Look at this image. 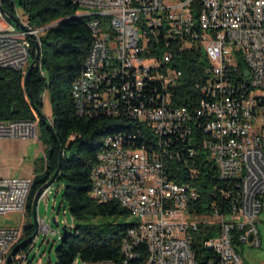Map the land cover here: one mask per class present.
Segmentation results:
<instances>
[{
    "label": "built area",
    "instance_id": "2783aa9c",
    "mask_svg": "<svg viewBox=\"0 0 264 264\" xmlns=\"http://www.w3.org/2000/svg\"><path fill=\"white\" fill-rule=\"evenodd\" d=\"M74 2L87 6L79 17L100 16L73 85L77 111L84 117L120 113L133 123L129 134L115 136L97 154L91 175L95 200L117 201L136 219L122 241V264H202L192 241L203 224L219 228L204 243L211 252L204 264H247L240 249L261 247L264 213V0ZM17 18L20 32L0 8V69L25 77L31 40L41 46L45 29L31 36L30 25ZM191 51L208 61L205 81L196 84L202 97L192 110L175 105L183 76L176 59ZM34 115L35 120L0 121V138L37 139L40 118ZM195 135H203V142H195ZM137 137L149 142L139 147ZM201 152L215 163L219 180L237 186L226 212L191 215L197 191L171 178L175 163L195 178ZM32 185V178H0V215L25 213ZM219 191L230 198L229 191ZM41 223L28 250L11 264H29L40 229L50 231ZM22 236L23 230L0 227V264H7Z\"/></svg>",
    "mask_w": 264,
    "mask_h": 264
},
{
    "label": "trees",
    "instance_id": "16d2710c",
    "mask_svg": "<svg viewBox=\"0 0 264 264\" xmlns=\"http://www.w3.org/2000/svg\"><path fill=\"white\" fill-rule=\"evenodd\" d=\"M1 4L8 14L20 16L33 28L45 29L40 37V60L27 85L21 73L0 69V121L35 120L34 111L37 115L42 113L43 93L48 91L51 98V127L39 120L47 165L33 179L26 213L31 215L37 191L59 170L55 182L64 185L62 197L70 215L86 223L77 225L72 233L67 231V235L61 237L56 249V264H74L78 258L82 262L122 264V241L131 225L107 222L106 218L127 219L130 214L117 201L101 203L95 200L91 196V175L105 139L111 135L129 134L133 123L127 117H120V113L114 117L102 113L84 117L77 111L73 85L83 71L93 41L88 19L78 16L81 8L74 0H1ZM36 44L31 40L32 60L36 55ZM175 66L183 72L175 105L192 110L202 97L196 84L205 81L204 70L208 61L202 52L191 51L182 53ZM146 142L149 139L137 137L135 140L139 147ZM195 142H203V135H195ZM184 145L187 147L188 144ZM195 160V178L190 177L189 168L172 164L175 168L171 178L178 183H190L199 195L191 204L189 213L206 215L214 208L228 211L237 186L219 180L218 169L208 153L201 152ZM221 188L230 192V198L224 199L219 191ZM35 232L34 225L25 226L19 243L28 240ZM218 233L216 225L205 224L194 232L192 249L202 264L211 255L204 243ZM30 244L19 253L26 252ZM140 254H146L144 247L140 248Z\"/></svg>",
    "mask_w": 264,
    "mask_h": 264
},
{
    "label": "rangeland",
    "instance_id": "374dc122",
    "mask_svg": "<svg viewBox=\"0 0 264 264\" xmlns=\"http://www.w3.org/2000/svg\"><path fill=\"white\" fill-rule=\"evenodd\" d=\"M22 15L21 10H19ZM87 14V10L80 9L79 14ZM88 19L86 16H81ZM13 27L20 32L22 28H19L15 23L9 21ZM39 29V28H37ZM25 79V77H23ZM43 94V108L42 113L52 123V105L51 98L48 91ZM39 116V115H38ZM40 118V117H39ZM52 125V124H51ZM42 130L39 126L38 140L40 144H43ZM44 145V144H43ZM45 146V145H44ZM46 148V147H45ZM10 162L11 167H17V139L0 138V172L2 168L7 167V162ZM47 159L44 154L42 159L37 162V174L43 169H46ZM44 171V170H43ZM15 177V176H14ZM33 179V178H32ZM64 185L58 182H54L47 195L41 196L37 207V220L44 222V225L49 228V232L42 231L40 229L37 239L34 242V246L29 253V264H56V249L60 244V235L63 234V230H67L72 233L77 225L86 223L85 221L75 220L69 213L66 203L63 201L62 193ZM44 194V193H43ZM107 222H120L133 225L136 223V219L130 217L122 219L121 217H108ZM42 223L40 227H42ZM34 225L33 214L13 212L6 215H0V227H14L23 230L25 226ZM38 226L35 227L38 230ZM260 232L261 247L251 248L243 246L240 249L242 258L247 264H264V213L261 217V221L258 225ZM55 231V234L52 233ZM62 237V236H61ZM18 256V254H17ZM74 264H82V260L78 258Z\"/></svg>",
    "mask_w": 264,
    "mask_h": 264
},
{
    "label": "crops",
    "instance_id": "0c3cea01",
    "mask_svg": "<svg viewBox=\"0 0 264 264\" xmlns=\"http://www.w3.org/2000/svg\"><path fill=\"white\" fill-rule=\"evenodd\" d=\"M45 154V146L35 139H17V167H11L8 161L7 167L2 168L0 178H35L37 175V162ZM15 176V177H14Z\"/></svg>",
    "mask_w": 264,
    "mask_h": 264
},
{
    "label": "water",
    "instance_id": "95a60500",
    "mask_svg": "<svg viewBox=\"0 0 264 264\" xmlns=\"http://www.w3.org/2000/svg\"><path fill=\"white\" fill-rule=\"evenodd\" d=\"M0 8L2 10V12L5 14V16L7 17L8 21H11L13 23H15L19 28H22V24L20 22V20L15 16V15H11L8 14L7 12H5V10L2 7L1 4V0H0ZM40 54H41V46L39 44H36V55L35 58L32 60L29 69L25 75V79H24V83L25 85L28 84V80L30 77L31 72L33 71V69L37 66L39 60H40ZM31 104L34 106L33 101H31ZM39 117L42 121V123L46 126L51 127V125L49 124V122L47 121V118L43 115V113H39ZM60 159H62V155H60ZM59 174V170L56 171L55 175L52 177V179L50 181H48L47 183H45L36 193L35 197H34V201H33V206H32V213H33V220H34V226L37 227L38 226V220H37V207H38V202L41 198V196L43 195V193L51 187V185L55 182L56 177ZM37 234V229L36 232L33 236H31L28 240L23 241L22 243H19L18 245H16L12 252L10 253L8 259H7V264H11L12 258L22 249L24 248L26 245L30 244L35 236ZM67 235V230H63V234L62 236L65 237Z\"/></svg>",
    "mask_w": 264,
    "mask_h": 264
},
{
    "label": "bare ground",
    "instance_id": "6f19581e",
    "mask_svg": "<svg viewBox=\"0 0 264 264\" xmlns=\"http://www.w3.org/2000/svg\"><path fill=\"white\" fill-rule=\"evenodd\" d=\"M81 9L87 10V6L85 5H78ZM88 18H90V21L88 22L89 28L90 29H94L95 27H98V25L100 24V16H86ZM30 35L31 36H39V29L37 28H33L32 26H30ZM73 98L75 101V94H73ZM119 113H113V114H108L109 116H117ZM51 125V124H50ZM116 135L114 136H109L108 138L105 139L104 145L100 148L99 152H103L106 149L109 148V140H112L115 138ZM13 249H11V251H9V255L12 252ZM18 254V253H17ZM17 254L12 258V261H17L18 260V256ZM95 264H110L108 262H101V263H95Z\"/></svg>",
    "mask_w": 264,
    "mask_h": 264
}]
</instances>
